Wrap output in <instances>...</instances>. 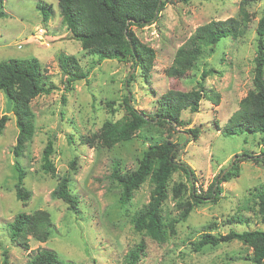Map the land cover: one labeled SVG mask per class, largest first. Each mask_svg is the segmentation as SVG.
I'll return each mask as SVG.
<instances>
[{
	"label": "rangeland",
	"instance_id": "obj_1",
	"mask_svg": "<svg viewBox=\"0 0 264 264\" xmlns=\"http://www.w3.org/2000/svg\"><path fill=\"white\" fill-rule=\"evenodd\" d=\"M239 1L167 0L154 22L134 27L140 41L155 52L152 67L145 73L135 70L131 62L103 59L98 63L95 55H86L62 23L57 0H4L0 61L38 59L54 89L30 101L33 133L20 157L13 153L18 130L11 103L0 91V115L8 116L0 134V264L4 248L10 264H25L37 249L52 250L59 259L74 264H124L128 251L140 241L145 247L137 264H254L251 249L238 240L207 244L199 250L194 245L204 233L264 229L253 196L256 188L264 186V135L223 133L227 119L252 88L255 29L264 1L248 6L250 20L244 34L224 37L211 50L204 47L186 76L172 78L166 74L176 49L196 28L211 20L238 16ZM38 2L51 7L45 21ZM62 53L75 56L86 73V79L73 81L68 91L63 88V74L57 62ZM203 68L214 70L203 84L206 90L219 94L218 104L203 99L198 112L183 110L182 125L174 128L150 120L130 139L110 148L82 141V137L99 131L105 121L127 120L126 98L135 110L154 115L162 93L168 89H191ZM131 76L133 79L126 82ZM49 140L53 145V173L42 168L43 150ZM159 141L178 144L175 161L192 170L198 194L206 193L217 176L236 165L232 175L220 182L216 200L196 203L185 220L180 219V213L182 205L192 202L190 183L182 169L171 173L162 215L166 221L175 220L174 231L162 241L135 230L131 223L133 213L149 200V180L133 192L127 204L121 205L120 185L111 177L114 163H119L122 174L128 173L137 167L146 148ZM15 158L24 169V186L30 191L26 201L15 194ZM61 176L68 178L70 194L77 200L74 210L52 195ZM36 209L50 213L51 231L43 242L30 237L29 248L23 249L11 241L8 223L17 213ZM235 214L244 216L247 222L230 223Z\"/></svg>",
	"mask_w": 264,
	"mask_h": 264
},
{
	"label": "trees",
	"instance_id": "obj_2",
	"mask_svg": "<svg viewBox=\"0 0 264 264\" xmlns=\"http://www.w3.org/2000/svg\"><path fill=\"white\" fill-rule=\"evenodd\" d=\"M167 0H57L62 23L70 36L80 42L86 55H95L98 63L103 59H117L131 62L132 67L148 73L155 57L154 50L142 43L134 32V27L151 24L165 7ZM187 1V0H183ZM264 0H240L238 16L225 19L211 20L198 26L188 40L180 45L174 54L171 65L166 69L168 77L182 78L196 65L203 48L215 45L224 37H234L244 34L250 20L248 6ZM42 20H47L51 7L46 2H38ZM4 0H0V17L4 15ZM156 10L158 14H156ZM257 50L253 69L252 88L239 101L238 109L227 119L223 128L225 135H235L243 132L261 133L264 135V8L256 26ZM58 65L62 71V84L65 91L71 89L75 80L86 79V73L81 70L75 56L59 54ZM214 72L211 68H203L196 84L189 90L168 89L158 99V108L154 115L147 116L137 111L126 98L129 118L123 121H105L99 131L82 137V141L98 148H110L115 144L130 139L134 132L148 121L166 124L170 128L182 125L181 112L187 110L196 113L200 102L211 101L219 103V94L206 90L203 81ZM133 77H128L130 82ZM48 82V76L41 71L38 59L10 58L0 61V91L11 103V111L15 117L18 130L13 153L20 157L26 142L33 133L32 113L29 109L30 101L40 95L47 94L54 89ZM64 100V95L62 96ZM8 116L0 115V134ZM177 143L159 141L150 144L143 152L135 169L122 174L119 163H114L111 177L120 185L119 203L127 204L133 192L146 180L152 185L149 200L131 216V223L137 231H145L152 239L165 240L174 231V219L166 221L162 215V204L167 198V183L171 173L179 168L187 175L190 183L192 202H186L180 213V219L185 220L192 207L199 202L216 200L220 193L219 184L227 180L236 165L217 176L204 194H198L193 185V172L185 164H177L175 155ZM53 152L52 141L49 140L43 150L42 168L45 172H54L51 161ZM242 155L248 154L243 152ZM16 160V158H15ZM17 181L15 194L19 200L26 201L30 191L24 186L25 172L18 160L15 161ZM214 186V188H212ZM176 191L178 189L176 188ZM52 195L63 200L74 210L77 200L71 196L68 178L58 179ZM257 200L261 220L264 222V186H259L253 193ZM230 223H245L247 218L242 215H231ZM9 225V237L23 249L29 248L30 237L45 241L51 231L52 219L50 213L44 209L32 212L17 213ZM238 240L251 249L250 259L254 264H264V229L229 230L225 234L204 233L195 243V250L204 245H217L222 242ZM144 243L140 241L135 248L128 251L124 264H137L139 256L144 251ZM1 264H10L7 249L2 250ZM25 264H74L59 259L56 253L49 249H37Z\"/></svg>",
	"mask_w": 264,
	"mask_h": 264
},
{
	"label": "water",
	"instance_id": "obj_3",
	"mask_svg": "<svg viewBox=\"0 0 264 264\" xmlns=\"http://www.w3.org/2000/svg\"><path fill=\"white\" fill-rule=\"evenodd\" d=\"M156 14H158V11H157V10H156ZM233 159H234V158H232L231 163L233 162ZM263 260H264V259H263Z\"/></svg>",
	"mask_w": 264,
	"mask_h": 264
}]
</instances>
